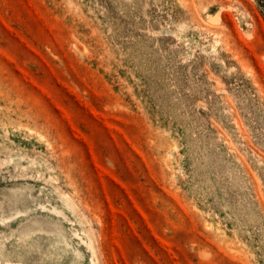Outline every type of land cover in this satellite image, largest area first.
Returning a JSON list of instances; mask_svg holds the SVG:
<instances>
[{
	"label": "rangeland",
	"instance_id": "374dc122",
	"mask_svg": "<svg viewBox=\"0 0 264 264\" xmlns=\"http://www.w3.org/2000/svg\"><path fill=\"white\" fill-rule=\"evenodd\" d=\"M0 264H264V0H0Z\"/></svg>",
	"mask_w": 264,
	"mask_h": 264
},
{
	"label": "bare ground",
	"instance_id": "6f19581e",
	"mask_svg": "<svg viewBox=\"0 0 264 264\" xmlns=\"http://www.w3.org/2000/svg\"><path fill=\"white\" fill-rule=\"evenodd\" d=\"M92 248V247H91Z\"/></svg>",
	"mask_w": 264,
	"mask_h": 264
}]
</instances>
